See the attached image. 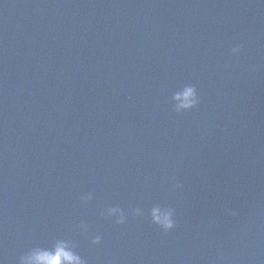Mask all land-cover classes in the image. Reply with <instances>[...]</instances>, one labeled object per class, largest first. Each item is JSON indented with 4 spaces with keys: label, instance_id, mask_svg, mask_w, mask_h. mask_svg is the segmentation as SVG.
I'll return each instance as SVG.
<instances>
[{
    "label": "water",
    "instance_id": "1",
    "mask_svg": "<svg viewBox=\"0 0 264 264\" xmlns=\"http://www.w3.org/2000/svg\"><path fill=\"white\" fill-rule=\"evenodd\" d=\"M59 242L264 264V0H0V264Z\"/></svg>",
    "mask_w": 264,
    "mask_h": 264
},
{
    "label": "clouds",
    "instance_id": "2",
    "mask_svg": "<svg viewBox=\"0 0 264 264\" xmlns=\"http://www.w3.org/2000/svg\"><path fill=\"white\" fill-rule=\"evenodd\" d=\"M233 51H236L234 49ZM184 96L187 97H193V100L191 103H194V92L191 88H188L184 92ZM190 104L184 105V107H189ZM90 198V197H89ZM81 199H85L84 197H81ZM113 213L117 214V220L116 223H122L123 222V215L120 214L119 209H109L108 215L111 216ZM153 218L156 223L162 225L163 228L168 229L172 227V223L170 220L169 215L165 214L163 216L157 215V213L153 212ZM100 238L96 237L92 242L94 244L99 243ZM38 261H47L48 264H62V262H68V264H83V261L71 250L68 249V246L64 244L63 242H59L56 245V250L54 254L49 253H36L32 256L26 258L22 261V264H37Z\"/></svg>",
    "mask_w": 264,
    "mask_h": 264
}]
</instances>
